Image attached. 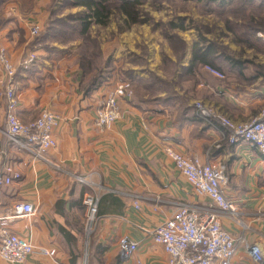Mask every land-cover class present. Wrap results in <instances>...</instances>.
Wrapping results in <instances>:
<instances>
[{
  "label": "crops",
  "instance_id": "crops-1",
  "mask_svg": "<svg viewBox=\"0 0 264 264\" xmlns=\"http://www.w3.org/2000/svg\"><path fill=\"white\" fill-rule=\"evenodd\" d=\"M215 1L221 12L233 8L232 14L247 16L245 23L231 18L216 22L220 29L225 24L228 30H246L245 42L241 37L235 40L244 43L243 49L239 51L240 44L223 39L192 48L187 43L185 67L192 74L184 78L182 89L173 83L170 89H160L166 77L158 68L146 69V63L137 64L130 58L106 81V92L117 81H127L130 92L119 99V117L103 129L95 126L94 118L106 93L105 83L84 94L81 70L69 48L56 40L46 42L49 47L44 49L41 41L30 48L28 31L36 25L33 21L42 24L43 11L23 20L21 34L13 27L15 17L4 18L0 47L6 49L15 69L16 116L27 123L46 108L60 117L54 132L57 145L41 157L19 150L0 133L7 161L21 173L18 181L0 189V209L4 211L17 201H29L35 207L30 218H18L10 224L13 232L30 238L36 247L22 264H166L167 254L144 229L170 217L179 202L207 201L195 195L166 155L167 146L223 167L227 182L222 189L234 203L240 221L224 216L223 227L235 239L247 237L259 242L264 253V154L247 143L230 144L227 130L215 120L200 117L195 108L200 102L235 122L258 116L264 106V0H244L245 11L242 0L239 7L238 0ZM221 45L237 49L242 57L219 60L217 46ZM193 48L200 59L209 57L208 61L229 78L206 73L199 67L203 63L193 61ZM31 52L35 59L24 65L22 61ZM4 78L0 67L1 120L5 113L1 96ZM85 175L96 184L92 190L78 180ZM93 190L99 196L97 225L89 235L82 200ZM121 236L138 242V250L129 257L118 247ZM41 248L54 249L55 253L44 254ZM0 264L8 263L0 258ZM230 264L256 263L238 243Z\"/></svg>",
  "mask_w": 264,
  "mask_h": 264
},
{
  "label": "built area",
  "instance_id": "built-area-1",
  "mask_svg": "<svg viewBox=\"0 0 264 264\" xmlns=\"http://www.w3.org/2000/svg\"><path fill=\"white\" fill-rule=\"evenodd\" d=\"M30 31L33 35L37 34L39 27L35 25ZM35 57L31 52L22 62L24 65L30 64ZM0 67L5 75L1 92L5 99V113L1 120L3 106L0 102V133L19 150L41 157L43 152L57 145L54 132L60 117L45 108L35 119L21 122L14 112L17 106L13 86L15 69L3 47H0ZM205 68L215 77L224 78L221 71ZM129 89V83L121 81L103 94L95 111L94 124L97 128H106L119 117V99L128 95ZM195 108L200 117L215 120L227 130L230 144L247 143L264 154V108L258 116L246 122H235L200 102L195 103ZM165 153L195 195L207 199L203 204L179 202L170 217L152 228L144 229L152 242L160 245L167 254L166 264H230L238 243L254 263L262 264L264 253L259 242L247 237L235 239L223 227L222 217L237 220L238 216L234 203L225 197L222 189L227 182L223 167L202 162L196 155L185 156L170 146L165 147ZM20 178V171L7 161L6 151L0 147V189ZM78 180L91 190L96 186L89 175L78 177ZM98 202L99 196L94 190L83 197L88 232L93 230L91 224L96 223ZM135 207L139 208V205L135 203ZM34 213L35 207L29 201H17L4 211L0 209V258L6 263L22 264L36 250L30 238L13 232L10 227L15 219L30 218ZM118 247L129 257L138 250V242L129 236H121ZM40 251L50 256L55 253L54 249L41 248Z\"/></svg>",
  "mask_w": 264,
  "mask_h": 264
},
{
  "label": "rangeland",
  "instance_id": "rangeland-1",
  "mask_svg": "<svg viewBox=\"0 0 264 264\" xmlns=\"http://www.w3.org/2000/svg\"><path fill=\"white\" fill-rule=\"evenodd\" d=\"M240 1L238 0L237 7H239L238 3ZM242 2V9L245 11V2L244 0ZM219 5L215 0H146L140 8L142 15L138 23L128 25L124 21V17L116 9H113L107 19L108 23L106 25L99 26L92 24L89 33L91 36H96L98 40L101 56L96 58V60L98 61V67L102 66L101 83H105V92L106 81L111 76V73L113 71L116 72L115 70L117 69L121 70L120 67H125L128 61H130V58L132 62L137 64L146 63L144 66L146 69L158 68L159 72L166 77V82H162V85L159 87L160 89H170L171 83H173V87L182 89L184 78L190 77L188 74H192L185 67L188 64V62H185L187 43H190L192 48L194 44L200 45L212 41L214 45L217 42L213 39H217L218 42H220L219 39H223V41L235 43L236 45L240 44L239 46L237 45L239 51L240 48L243 49L242 45L244 43H239L235 40L241 37V41L245 42L246 35L244 34L246 30H237L235 32V30H228L225 24L224 29H220L216 27V22H226L228 21L227 18H231L232 21L237 20L238 22L245 23L247 22V16H243L244 13L232 14L234 11L233 8H228L221 12L222 8ZM38 10L43 11L45 20L43 21V18L41 19L42 24H38L37 21L32 22L40 26L39 31L34 35L31 31H28L27 39L29 40L30 48H33L38 43L37 41H41L44 45L41 48L44 49L49 47L46 42L55 41L49 38V36H44L51 21L63 18L77 11L81 12L82 8L74 7L71 2L65 0H0V25L3 24L4 18L7 17L9 19L13 16L16 19L13 27L16 32L21 34L24 30L20 28V24L29 15L34 16ZM33 26L35 25H31L30 29ZM56 40L57 43L69 48L68 53H73L75 61L79 65V53L82 48V42L77 31L69 33L65 37L57 38ZM121 51L123 54H126L120 58L121 60H118L119 55L122 54L120 53ZM150 51H152L151 55ZM239 51L237 49L234 51L230 50L225 45L217 46V52H219L218 57L220 56L219 60L222 61L225 59L223 57L227 56L234 61L239 60L242 57ZM132 53L137 55H133ZM208 59L209 57L199 67L208 74L210 72L205 67H212L219 70ZM197 67H193V69ZM98 70L99 68L96 71L95 67H93V69L87 72V78H85L89 80L93 74H98ZM221 72L224 74L223 79L229 78L223 69ZM115 83L111 84V87ZM83 218L87 224L88 219L85 208L83 210ZM96 225L97 223L91 224L90 228L93 229L92 233ZM86 229L88 232L89 226Z\"/></svg>",
  "mask_w": 264,
  "mask_h": 264
},
{
  "label": "trees",
  "instance_id": "trees-1",
  "mask_svg": "<svg viewBox=\"0 0 264 264\" xmlns=\"http://www.w3.org/2000/svg\"><path fill=\"white\" fill-rule=\"evenodd\" d=\"M71 2L74 7L82 8L81 12L68 14L63 18L52 20L48 25L44 36H49L56 40L65 37L67 34L77 31L81 38L82 48L79 53V66L81 70L80 83L84 94L95 89L102 81V69L98 67L96 58L101 56L96 36H91L89 29L92 24L99 26L106 25L109 15L116 9L124 17V21L130 25L140 22L141 6L146 0H65ZM183 27L182 25H179ZM57 41V40H56ZM198 60L204 63L205 60L199 58L198 52L193 48V61ZM95 62V63H94ZM198 62V63H199ZM106 63V62H105ZM98 70V74H93L87 80V72L90 69ZM86 77V78H85ZM87 80V81H86Z\"/></svg>",
  "mask_w": 264,
  "mask_h": 264
}]
</instances>
